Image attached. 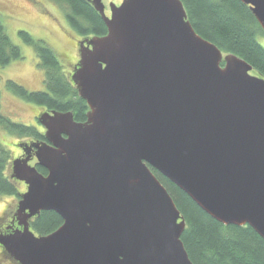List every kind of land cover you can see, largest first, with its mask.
I'll use <instances>...</instances> for the list:
<instances>
[{
  "label": "water",
  "instance_id": "obj_1",
  "mask_svg": "<svg viewBox=\"0 0 264 264\" xmlns=\"http://www.w3.org/2000/svg\"><path fill=\"white\" fill-rule=\"evenodd\" d=\"M85 1L107 29L79 41L70 74L86 120L36 116L45 140L11 161L27 188L4 252L16 264H193L185 219L150 168L215 221L264 239V79L199 36L181 0H123L110 17ZM238 1L264 33V0ZM47 210L62 223L35 235L29 220Z\"/></svg>",
  "mask_w": 264,
  "mask_h": 264
},
{
  "label": "trees",
  "instance_id": "obj_2",
  "mask_svg": "<svg viewBox=\"0 0 264 264\" xmlns=\"http://www.w3.org/2000/svg\"><path fill=\"white\" fill-rule=\"evenodd\" d=\"M52 1L65 11L70 31L78 37L93 34L103 36L107 32L99 14L85 0ZM181 2L187 20L199 36L211 41L224 54L233 53L245 60L252 66V73L264 79V44L260 42V38H264V33L248 6L238 0H181ZM19 34L35 51L38 67L44 73L45 90L29 92L24 86L10 79L6 80L5 86L13 91L16 97L35 105L40 110L36 112L38 114L53 110L61 113L71 112L74 121L84 122L88 106L78 95L57 54L41 39H35L23 31ZM21 57L20 47L13 44L6 34L0 15V66L5 67ZM2 110L0 91V127L7 133L21 138L42 140L39 129L13 122ZM7 155L8 152L0 145V195H14L15 192L9 177L4 173L8 164L5 162ZM36 168L43 175L47 172L40 166L36 165ZM150 169L167 188L185 219V230L180 239L193 264H264V239L252 227L247 224L240 227L226 226L215 221L178 187L154 168ZM61 223L59 214L47 210L32 218L29 225L35 235H48L58 229ZM1 253L0 258L3 260L9 258L3 249Z\"/></svg>",
  "mask_w": 264,
  "mask_h": 264
},
{
  "label": "rangeland",
  "instance_id": "obj_3",
  "mask_svg": "<svg viewBox=\"0 0 264 264\" xmlns=\"http://www.w3.org/2000/svg\"><path fill=\"white\" fill-rule=\"evenodd\" d=\"M42 1L44 6H37L33 0H0V15L6 34L9 35L13 44L20 47L22 54L21 58L11 61L7 66H0L1 109H3L2 112L4 115L13 122L29 127L33 126L36 129L40 128L35 118L38 108L24 101L22 98L16 97L14 92L5 86L6 80L8 81L10 79L16 84L24 86L29 92H42L45 90V85H43L44 73L38 67L35 51L31 45L24 42L19 32L29 33L35 39H41L51 47L54 53L57 54L69 78L72 70L77 65L76 61L79 60L80 55L78 52L79 42L77 44L78 46H76L73 41L76 34L67 27L65 11L52 0ZM93 36L96 35L93 34ZM93 36L86 35L85 39L87 38L89 40ZM260 42L264 44V38H260ZM84 45H87V43L85 42ZM35 140L34 138H21L14 134H9L0 127V145L8 152L5 160L8 164L4 171L7 176L11 174L12 159H14L16 154L20 153L17 149L21 148L20 144ZM34 161L30 160L29 164L34 165L36 162ZM15 185L17 191L22 190L23 186L17 183ZM18 201L17 194L0 195V229L8 222V219L13 213H17ZM0 233L2 234V232ZM2 249L1 247L0 250ZM0 254H2L1 251ZM0 264H16V262L11 258H5L4 260L0 258Z\"/></svg>",
  "mask_w": 264,
  "mask_h": 264
},
{
  "label": "flooded vegetation",
  "instance_id": "obj_4",
  "mask_svg": "<svg viewBox=\"0 0 264 264\" xmlns=\"http://www.w3.org/2000/svg\"><path fill=\"white\" fill-rule=\"evenodd\" d=\"M122 1L123 0H102V3H103V8H104V14H105V16L106 17H110L111 16V13H112V10H113V8H114V6H119L121 3H122ZM33 2L37 5V6H44V4H43V1L42 0H33ZM90 5V4H89ZM90 7H92L91 5H90ZM92 9H94L93 7H92ZM102 23H104L103 21H102ZM67 27H69V30H70V26H69V23L67 22ZM86 36H82V37H78L77 35L75 36V38L73 39V41L75 42V45L76 46H78L77 44H78V42L80 41V40H82V38H85ZM77 62V61H76ZM75 62V63H76ZM38 111H40V110H38ZM40 113V112H39ZM38 113H36V115H37ZM36 115H35V117H36ZM40 126V125H39ZM41 128V129H40ZM40 133L42 134V140H37V141H44L45 139H44V137H43V132H44V128H42L41 126H40ZM36 141V140H35ZM19 151H20V153H18V154H16L15 156H14V158H22L23 156H26L27 154H25L24 153V150L22 151V149L21 148H17ZM33 154H34V152L33 151H31L30 152V155H32L33 156ZM34 159H35V157H33L32 158V160L31 161H34ZM35 162V161H34ZM9 178V181H10V183H12V185H13V187L15 188V192H14V195H16L17 194V197H18V200H20V198H21V195L23 194V193H25V191H26V188H27V185H26V183L24 182H22V181H19V180H17V179H15L14 177L12 178V172H11V174L8 176ZM20 184L21 186H23V188H22V190H19V191H17L16 190V185L15 184ZM17 214V213H13L12 214V216L8 219V222H6L5 223V225H3V227L0 229V232H2V234H5V233H11L12 231H14V230H16L17 228L18 229H22V226H20V225H18V219H17V215L15 216V215ZM30 222V221H29ZM2 251V250H1ZM4 251V250H3Z\"/></svg>",
  "mask_w": 264,
  "mask_h": 264
}]
</instances>
